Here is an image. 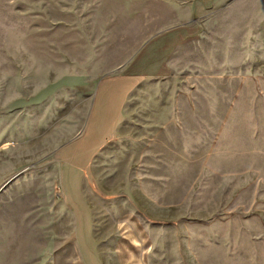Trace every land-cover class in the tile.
<instances>
[{
    "label": "rangeland",
    "instance_id": "374dc122",
    "mask_svg": "<svg viewBox=\"0 0 264 264\" xmlns=\"http://www.w3.org/2000/svg\"><path fill=\"white\" fill-rule=\"evenodd\" d=\"M0 264H264V0H0Z\"/></svg>",
    "mask_w": 264,
    "mask_h": 264
}]
</instances>
